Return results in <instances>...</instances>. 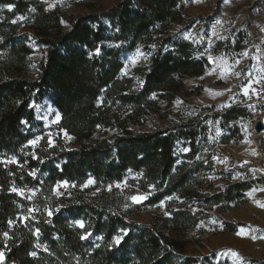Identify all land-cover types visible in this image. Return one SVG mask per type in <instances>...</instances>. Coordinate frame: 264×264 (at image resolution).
I'll use <instances>...</instances> for the list:
<instances>
[{"label":"trees","instance_id":"1","mask_svg":"<svg viewBox=\"0 0 264 264\" xmlns=\"http://www.w3.org/2000/svg\"><path fill=\"white\" fill-rule=\"evenodd\" d=\"M186 1L120 0L103 17L81 15L64 29L59 13L46 8L44 0H0V156L17 157L8 164L0 159V250L5 264H195L197 258L183 256L189 240L177 232L206 220V210L220 213L244 204L248 191L264 183L261 175L250 172L206 191L213 183L204 171L210 164L176 162L174 143L186 132L133 133L128 128L159 111L161 103L170 106L185 76H198L209 66L200 48L171 32L186 19ZM7 4L14 5L12 11ZM137 45L152 47L153 54L146 65L121 75V53ZM36 53L41 58H33ZM45 95L60 113L59 126L79 140L96 129L113 133L76 149L57 144L49 149L46 165L24 155L21 150L32 134L22 121L34 120L32 102ZM241 115L233 109L225 118L233 121ZM195 136L187 138L192 142ZM192 156L188 153L186 159ZM35 170L46 176L37 179L31 174ZM127 171L136 176L122 189L105 190L106 184L122 182ZM88 177L102 183L92 199L76 192L73 201L62 198L58 208L56 200H45L57 182L66 179L78 186ZM31 186H40L44 197H38L23 221L25 201L12 189ZM141 193L149 195L140 204L129 199ZM169 197L166 211L149 223L127 219ZM79 217L86 220L83 228L71 223ZM240 225L221 222L225 232ZM90 230L101 239H81ZM120 231L119 242H113Z\"/></svg>","mask_w":264,"mask_h":264},{"label":"rangeland","instance_id":"2","mask_svg":"<svg viewBox=\"0 0 264 264\" xmlns=\"http://www.w3.org/2000/svg\"><path fill=\"white\" fill-rule=\"evenodd\" d=\"M119 1L47 0L45 5L46 8L57 11L63 28L69 29L76 17L93 14L101 18ZM49 4L54 7L50 8ZM185 8L186 19L175 23L171 32L182 39L192 41L200 48L208 58L209 66L198 76H185L182 89L170 106L161 103L159 111L147 114L139 122H130L128 128L133 133L162 129L186 132L185 136L178 138L174 143L176 162H189L193 166H196L195 163L210 164V168L204 171L213 183L212 187H206L205 190L212 191L211 188H223L227 181L235 182L244 178L246 173L260 175V172L249 167L247 162L259 161V155L251 140L254 132L252 125L256 119L260 120L264 116V0H187ZM18 18L24 19L22 16ZM138 51L142 55L138 56ZM121 54L122 75L130 74L132 68L138 64L146 65L153 53L152 47L145 49L137 45ZM32 57L39 59L41 54L36 53ZM133 57H136L135 62ZM249 84L251 87L245 95L244 88ZM32 104L34 120L29 123L23 120L22 124L24 129L32 134L29 141L36 140V143L26 142L21 152L24 155L31 154L44 165L49 160V149L57 144H62L66 149H76L97 136L108 137L113 133L112 130L96 129L91 137L79 140L59 126L60 113L52 105L48 95ZM233 109L241 110L243 115L233 121H226V113ZM193 133L196 136L190 142L187 136L190 137ZM188 153L193 154L191 159H186ZM0 159L8 164L17 160V157L8 155L0 156ZM229 161H233V164L230 165ZM55 164L60 166L56 162ZM32 173L37 179L46 176L38 170ZM135 176V173L127 171L122 182L109 183L103 187L106 191L112 188L122 189L127 180ZM90 179L93 181L91 184L88 183ZM100 189L102 183H97L94 177H88L78 186L63 179L51 189L50 197L54 198L47 197L45 200H56L58 208L62 204V198L71 197L70 200L73 201V193L81 192L88 199H92ZM253 189L257 191L253 192L252 196L247 194L244 204L220 213L206 210L209 216L198 223L199 227L177 232L189 240L183 256L197 258L195 264H264V207L255 203L258 200L264 204V191H260L264 189V183L252 187L248 193ZM13 192L25 201L26 213L20 214L23 221L31 215L38 197H44L40 186L18 188ZM148 195L136 194L146 196V199ZM168 200L170 199L164 198L157 204L146 205L142 207L141 212L131 214L127 219L138 225L147 224L155 215L166 211ZM46 212L50 213L48 209ZM78 221H83V227L86 224L83 217L72 219L71 223L81 227ZM223 221L241 225L235 232H225L221 226ZM241 229L243 234L237 235ZM82 236L90 242L101 239V236L94 235L92 230L86 231ZM116 237L121 238V231L113 237L115 243ZM229 249L237 252L239 258H234ZM0 264H5L4 256Z\"/></svg>","mask_w":264,"mask_h":264},{"label":"snow or ice","instance_id":"3","mask_svg":"<svg viewBox=\"0 0 264 264\" xmlns=\"http://www.w3.org/2000/svg\"><path fill=\"white\" fill-rule=\"evenodd\" d=\"M45 2H47V0H45ZM4 7H6L7 9H8V11H12V9H13V7H14V5H12V4H7V5H5ZM49 7L51 8V7H54V5L53 4H49ZM32 11H35V9H32ZM13 23H15V21H13ZM214 34H215V32H214ZM99 51V49H97V52ZM137 55L139 56V55H142L141 53H139V51L137 52ZM245 55H247V53H245ZM146 58V57H145ZM135 60H136V57H133V62H135ZM237 75H239V73H237ZM251 87V84H249L247 87H245L244 88V94L245 95H247L248 94V90H249V88ZM215 95H222V93H215ZM100 103V101H98V104ZM57 119H59V117H57ZM66 134V133H65ZM37 139H39V138H37ZM69 139H71V137H69ZM29 143L30 144H35L36 143V140H33V141H29ZM214 159H217V158H215L214 157ZM33 175H34V173H32ZM67 182H65V184H66ZM88 183L89 184H91V183H93V181L90 179L89 181H88ZM120 185L118 184L117 185V187H119ZM111 187V186H110ZM12 191H17V189H15V188H13L12 189ZM255 191H257V189H253L252 191H250L249 193H248V195L249 196H252V193L253 192H255ZM260 191H264V189H260ZM129 199H131L133 202H135V203H140L143 199H146V196H136V195H133V196H131ZM168 199H172L171 197H169ZM255 203L259 206V207H264V204H261L260 203V201H255ZM126 207H127V205H126ZM49 214H51V213H49ZM165 215H168V213L166 212L165 213ZM81 227H83V221H78L77 222ZM197 227H199V225H197ZM37 231V233L39 232V229H37L36 230ZM241 234H243V229H241V231L240 232H238L237 233V235H241ZM5 237H8V233L7 232H5L4 234H3ZM86 237L85 236H81V239H85ZM119 240H120V237H116V242L118 243L119 242ZM229 251L231 252V255L234 257V258H239V254L237 253V252H235V251H233V250H231V249H229ZM3 252H0V261H2L3 260ZM31 255L32 256H35L36 255V253L35 252H32L31 253Z\"/></svg>","mask_w":264,"mask_h":264},{"label":"bare ground","instance_id":"4","mask_svg":"<svg viewBox=\"0 0 264 264\" xmlns=\"http://www.w3.org/2000/svg\"><path fill=\"white\" fill-rule=\"evenodd\" d=\"M260 121L262 123L263 129L260 130L259 132L254 131L251 140L252 143L254 144L255 151L257 152L259 157L263 158L264 157V116L261 117ZM247 164L249 167L257 169V171H259L262 175H264V160L261 166H259L258 163L252 161H248Z\"/></svg>","mask_w":264,"mask_h":264},{"label":"water","instance_id":"5","mask_svg":"<svg viewBox=\"0 0 264 264\" xmlns=\"http://www.w3.org/2000/svg\"><path fill=\"white\" fill-rule=\"evenodd\" d=\"M262 123L259 119H256L254 122H253V125H252V129L256 132H259L260 130H262ZM258 165L261 166L263 164V160H264V157L261 158L259 157L258 159ZM229 164L232 165L233 164V161H229ZM257 171V170H256ZM259 173V172H258ZM260 175H262L261 173H259ZM262 177L264 178V175H262Z\"/></svg>","mask_w":264,"mask_h":264}]
</instances>
